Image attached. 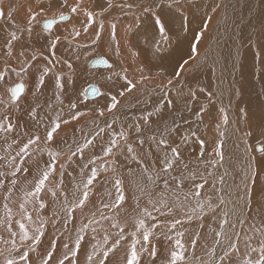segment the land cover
<instances>
[{"label":"snow or ice","instance_id":"obj_1","mask_svg":"<svg viewBox=\"0 0 264 264\" xmlns=\"http://www.w3.org/2000/svg\"><path fill=\"white\" fill-rule=\"evenodd\" d=\"M246 2L255 100L199 79L215 0H0V264H264V0ZM106 32L117 60L76 51ZM84 63L102 83L77 88Z\"/></svg>","mask_w":264,"mask_h":264},{"label":"bare ground","instance_id":"obj_2","mask_svg":"<svg viewBox=\"0 0 264 264\" xmlns=\"http://www.w3.org/2000/svg\"><path fill=\"white\" fill-rule=\"evenodd\" d=\"M8 1V0H7ZM20 2H24V3H27V0H18V3ZM33 3H35V0H32ZM86 2V0H85ZM205 4L207 3H211L212 0H204ZM215 2L217 3H222L224 5V7L220 8V9H217V11L215 13H212L210 9H207V11L209 13H211L210 15H212V20L214 18H216V21L214 23H212V26H219L222 22H224L226 19L230 20L231 19V16H233L234 14L236 13H240V17H242L241 13H244V16L242 17V19H240V32H239V43L237 44V46H228L227 47V53L225 51V59H226V66H229L230 68V73L231 75L233 76L234 75V71H233V65H230L232 62V58L231 57H234L233 55L237 56V47L240 45V42L241 40H243L245 37H247V35L249 34V32L251 31V26L249 24V20L252 21V23H258V13L253 16L252 12L250 11V5L246 2V0H215ZM6 3V2H5ZM87 3V2H86ZM7 4V3H6ZM235 9V10H233ZM195 11V10H194ZM204 11L205 9H202L200 8L198 10V13L199 15H203L204 14ZM21 15H23V13L21 12L20 13ZM233 19V18H232ZM214 24V25H213ZM80 25L77 24V27H79ZM231 26V25H230ZM39 27V26H38ZM62 27V26H60ZM223 31V30H222ZM225 32V30L223 31ZM124 32H123V27L121 26L120 29H119V35H118V38L120 36H123ZM218 34V29L215 28L212 35L210 36L209 40L208 41H204V42H207V45L209 47V54L211 57H214V55L217 53V52H213L215 51V46H216V40H215V36H217ZM229 38V37H228ZM237 39V37L235 38ZM229 40V39H228ZM107 41H108V34L107 32L104 34V37L102 40L100 41H97L96 43V47L97 45L99 44V48H91V50H94L92 52H97L99 54H103V55H106L108 56L109 59H112L113 61L117 60V57L113 54V52L109 49V47L107 46ZM236 41V40H235ZM90 42V41H89ZM234 42V41H233ZM229 44V43H228ZM231 45V44H230ZM227 46V45H226ZM183 48H184V51H187V43H185L183 45ZM214 49V50H213ZM99 52H98V51ZM225 50V49H224ZM241 51L243 52V58H242V63L241 65H243V68L241 69V73L243 74V78L246 79L248 78L250 81H254V78L253 79H250V73L252 72V55L251 53H248L246 51V48L242 47ZM86 53V52H85ZM95 53V54H97ZM90 54V53H89ZM201 54H203V51H201ZM218 54V53H217ZM222 55V54H221ZM219 56V55H218ZM95 57H100V56H95ZM107 58V57H105ZM219 58V57H218ZM235 58V57H234ZM233 58V59H234ZM216 59V58H215ZM217 60V59H216ZM110 62V60H109ZM211 59L209 60V64L211 63ZM236 62V61H235ZM111 63V62H110ZM167 64V61L165 62ZM90 65V64H89ZM216 65H218L216 63ZM91 66V65H90ZM217 67V66H216ZM215 67V69H216ZM241 68V67H240ZM95 69V68H94ZM81 70V71H80ZM80 74H79V78L78 80L76 81V86L77 88H81L83 85H86V83H89V82H95V83H102V78L98 75V73L100 72H104L105 74L107 73V69L106 68H98L96 71H89L88 68H87V63H84V64H81L80 66ZM170 71V69H169ZM209 72V75L207 74ZM228 76V75H227ZM95 77V79H94ZM220 78H221V74H213L211 68H210V71H209V68H206L199 76V79H201V82L203 84H209L211 85V88L213 91L216 90V87L218 84H220V86L222 88L225 89V87L227 88L228 86H230V84H234L235 87H240L241 85V82L239 81V79L236 78L235 76V79H234V82L232 81V83H230L228 81L229 78L226 77V75L224 76V79H226V81H224L223 79V82L221 83L220 81ZM230 80V79H229ZM225 83V84H223ZM258 90V87L256 89H247L245 86H244V92H245V100L248 99V97L250 95H252V93L254 91H257ZM91 99H94L92 97H89ZM252 99L255 100V97L254 95H252ZM225 104H227V99L225 98ZM218 107V105H217ZM205 131L203 127H201V131ZM211 133V132H210ZM207 134V133H206ZM209 135V133L207 134V136ZM214 133L211 134L210 138L209 139H212ZM231 136V135H230ZM232 138H235V136H231ZM211 141V140H209ZM228 142H230L228 139L226 141V146H228ZM233 147L235 145H232ZM195 147V145L193 146ZM232 147V148H233ZM226 149V148H225ZM229 149V148H228ZM235 149V148H234ZM233 149V150H234ZM242 149L241 148H237L235 149V155L236 157L238 156V158L240 157L241 153H242ZM227 152V151H226ZM229 152V151H228ZM232 153V152H231ZM227 154V153H226ZM228 155V154H227ZM233 157V156H232ZM46 158V157H45ZM231 158V157H229ZM240 166V165H238ZM241 167V166H240ZM69 171H71V169H69ZM66 180H68L69 178L66 177L65 178Z\"/></svg>","mask_w":264,"mask_h":264},{"label":"rangeland","instance_id":"obj_3","mask_svg":"<svg viewBox=\"0 0 264 264\" xmlns=\"http://www.w3.org/2000/svg\"><path fill=\"white\" fill-rule=\"evenodd\" d=\"M221 1V0H219ZM6 3H8L7 0H5ZM86 2H88V0H86ZM207 2V0H206ZM24 3V2H23ZM198 10L199 9H195V12L197 15H199L198 13ZM235 10V9H233ZM211 14V13H209ZM242 17L244 16V13H241ZM242 17H240V13H236L234 14L233 16H231V19L228 20L226 19L224 22H222L219 26H212V23H214L216 21V18H214L210 23H209V28H208V31L205 33V40L204 41H208L210 36L212 35L213 31L215 28L218 29V34L217 36H215V40H216V46H215V51L213 52H217L215 55H214V59L217 61V64L216 65V69H215V73L216 74H221V78H220V81L223 79L224 81H226V79H224V76L226 75L228 79V81L230 83H232V81L234 82V79H235V76L237 79H239V81L241 82V84H243L247 89H252V85L255 83V79L254 81H250L248 78L244 79L241 77V63H242V58H243V52L241 51L242 47L240 48V54L239 56H235L233 55L234 57H231L232 58V63L230 65H233L234 63L236 64V69L234 71V75L232 76L231 73L229 72L230 71V68L229 66H226V59H225V51L227 53V47L230 46H237V44L239 43L238 39H239V32H240V19H242ZM233 18V19H232ZM214 25V24H213ZM231 25V26H230ZM225 30V32L223 31ZM229 37V38H228ZM237 37V39H235ZM229 39V40H228ZM236 40V41H235ZM90 40H88L87 38H84L80 41V43L82 45H88L91 43V41L89 42ZM234 41V42H233ZM229 43V44H228ZM97 44V43H96ZM96 44L92 47H81L79 49H77L76 51H78L79 53L82 54V57H88V58H93L95 56H104V57H107L106 55H103V54H99L97 52H92L94 50H91V48L95 47V48H99V44L97 45L96 47ZM231 44V45H230ZM234 44V45H233ZM227 45V46H226ZM209 49L208 45H207V42H204L203 46H202V50L203 51L204 49ZM225 49V50H224ZM214 50V49H213ZM98 51V50H97ZM86 52V53H85ZM99 52V51H98ZM90 53V54H89ZM97 53V54H95ZM222 54V55H221ZM224 54V55H223ZM57 55H66L65 53V50L63 47H60L58 48L57 50ZM219 55V56H218ZM219 57V58H218ZM234 58V59H233ZM110 62H112L113 60L112 59H109ZM236 61V62H235ZM211 64V63H210ZM87 68L89 71H96L98 68H93L92 66H90L89 64H87ZM81 71V70H80ZM209 71H210V68H209ZM209 75V72L207 73ZM228 75V76H227ZM210 76V75H209ZM222 80V82H223ZM201 81V79H200ZM92 83H95V82H92ZM88 83H86V85H83L80 89H83L84 87L87 86ZM225 84V83H223ZM234 86V84H230V86H228L227 88L225 87V89H228L229 87H232ZM235 87V86H234ZM89 100H92L91 98H89ZM219 107V105H218ZM202 132L203 129H202ZM209 133V135L207 136V134ZM206 134V133H205ZM206 136H207V139L208 140H211L209 139L211 134L210 132H207ZM228 140L230 142H228V146L224 145V152L227 153L226 154V160H228L230 162L231 165H234L236 170H239L242 165H243V161L241 159L238 158V156L236 157L237 153L235 152V149H237L236 147V144L238 143L236 141L235 138H232L231 136L228 138ZM232 145H235L234 147ZM196 147V146H195ZM194 147V149H195ZM233 147V148H232ZM226 148V149H225ZM229 148V149H228ZM235 148V149H234ZM234 149V150H233ZM242 149V148H241ZM243 150V149H242ZM227 151V152H226ZM229 151V152H228ZM232 152V153H231ZM236 155H235V153ZM233 156V157H232ZM231 157V158H229ZM240 165V166H238ZM229 171H232L231 167L229 168ZM236 183H238V178L236 179L235 181ZM233 183V177L230 176L228 178V184H232Z\"/></svg>","mask_w":264,"mask_h":264},{"label":"crops","instance_id":"obj_4","mask_svg":"<svg viewBox=\"0 0 264 264\" xmlns=\"http://www.w3.org/2000/svg\"><path fill=\"white\" fill-rule=\"evenodd\" d=\"M120 255H123V251L121 250Z\"/></svg>","mask_w":264,"mask_h":264},{"label":"water","instance_id":"obj_5","mask_svg":"<svg viewBox=\"0 0 264 264\" xmlns=\"http://www.w3.org/2000/svg\"><path fill=\"white\" fill-rule=\"evenodd\" d=\"M92 66V65H91Z\"/></svg>","mask_w":264,"mask_h":264}]
</instances>
